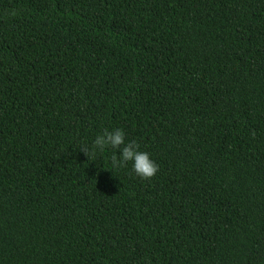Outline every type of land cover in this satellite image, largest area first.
<instances>
[{
  "label": "trees",
  "instance_id": "trees-1",
  "mask_svg": "<svg viewBox=\"0 0 264 264\" xmlns=\"http://www.w3.org/2000/svg\"><path fill=\"white\" fill-rule=\"evenodd\" d=\"M0 264H264V0H0Z\"/></svg>",
  "mask_w": 264,
  "mask_h": 264
},
{
  "label": "clouds",
  "instance_id": "clouds-1",
  "mask_svg": "<svg viewBox=\"0 0 264 264\" xmlns=\"http://www.w3.org/2000/svg\"><path fill=\"white\" fill-rule=\"evenodd\" d=\"M6 14L15 16L14 9H4ZM107 148L114 150L111 155V170L127 167L128 163H132V169L136 176L143 180H151L159 171V165L152 160L149 153L140 150V146L136 141H128L126 133L116 128L113 130L105 129L101 134L97 135L92 143L91 148L85 146L80 150L88 157L95 161L98 153H103Z\"/></svg>",
  "mask_w": 264,
  "mask_h": 264
}]
</instances>
